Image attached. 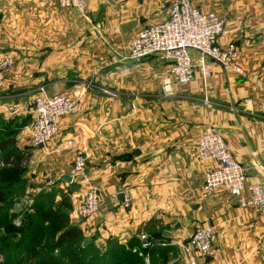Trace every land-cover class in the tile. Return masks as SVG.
<instances>
[{
    "label": "crops",
    "instance_id": "crops-1",
    "mask_svg": "<svg viewBox=\"0 0 264 264\" xmlns=\"http://www.w3.org/2000/svg\"><path fill=\"white\" fill-rule=\"evenodd\" d=\"M86 1L88 20L55 0H0V59L10 54L15 60L0 91L4 107L12 102L27 107L43 87L49 94L72 96L81 108L61 122L62 141L54 152L32 144L31 115L12 117L6 108L0 110L2 131H19L14 138L20 142V167L25 163L32 170L37 163L44 175L54 173L55 184L43 189L57 199L71 189L72 225L96 243L105 245L111 237L127 246L151 226L155 246L164 248L161 244L169 240L181 247L195 228L213 225L216 253L205 264H264V217L237 207L227 193L202 200L206 165L193 149L198 137L214 127L245 170L246 192L253 184L264 190V0H192L225 18L232 33L223 43L236 44L247 77L212 63V75L204 82L199 55L192 51L198 79L177 88L171 98L151 79L153 59L125 63L116 56L139 31L159 22L154 18L168 14L170 0ZM96 25L106 43L94 40ZM71 139L88 159L87 178L107 197L89 221L73 213L85 187L66 180L75 151L63 147ZM0 153L4 168H10V159ZM125 189L132 194L131 209L119 200ZM170 264H187V259Z\"/></svg>",
    "mask_w": 264,
    "mask_h": 264
},
{
    "label": "built area",
    "instance_id": "built-area-1",
    "mask_svg": "<svg viewBox=\"0 0 264 264\" xmlns=\"http://www.w3.org/2000/svg\"><path fill=\"white\" fill-rule=\"evenodd\" d=\"M55 1L61 8L75 9L84 19H89L86 13V0ZM231 33L227 21L218 13L203 11L196 7L192 0H170L167 19L143 28L131 39L126 48L116 53V56L125 63H141L153 59L151 79L158 83L165 98H171L177 88H185L198 79L191 56L192 51L199 55L201 80L204 82L212 75V63L237 76L247 77L236 44L223 43L231 37ZM94 40L106 43L105 34L96 29ZM112 52L115 53L116 50ZM207 59L211 61L208 62ZM14 66L15 60L10 54L0 59V91L4 83V74ZM261 73L264 79V66ZM105 93L111 94L108 90ZM3 100L0 92V110L6 108L12 117L22 113L32 116L30 130L32 144L49 152L57 151V142L62 141L61 122L81 111L80 104L72 96L65 93L49 94L43 87L37 89L34 101L27 104V107L17 102L4 107ZM66 142L63 148L75 151L71 183L85 187L84 195L77 198L75 216L77 220L89 221L100 214L107 197L101 188L93 186L91 180L87 178L88 159L84 153L76 151L75 139ZM193 149L197 160L206 165L200 194L202 200L227 193L237 207L250 210L255 217H264L263 188L253 184L246 192L245 170L237 161L231 145L214 127L208 128L198 137ZM0 165L4 166L5 163L0 160ZM48 179L49 176L43 178L41 184H45L44 180ZM54 184L51 182L45 186L50 188ZM120 195L123 196L124 209H131L132 194L125 189ZM30 203L28 199H22L15 206L28 207ZM138 237L144 248L149 250L153 246L151 236L146 230L142 229ZM187 242L186 246H181L187 254V264H198L199 261L207 263V260L213 259L216 253V227L210 225L195 228ZM139 254L144 258L149 257V254L143 255L142 252Z\"/></svg>",
    "mask_w": 264,
    "mask_h": 264
},
{
    "label": "rangeland",
    "instance_id": "rangeland-1",
    "mask_svg": "<svg viewBox=\"0 0 264 264\" xmlns=\"http://www.w3.org/2000/svg\"><path fill=\"white\" fill-rule=\"evenodd\" d=\"M167 16L168 14L165 13L163 17L154 19L161 22L167 19ZM96 29L102 31L97 25ZM34 99L32 98L27 104L32 103ZM75 101L77 100L75 99ZM18 133L19 131L11 128L9 134L10 154L14 156L11 155L12 157H10V169H4V166L0 165V168L4 169L0 170V264H109L110 261L115 264H170L174 261L183 260L184 256L187 258L184 249L169 240L165 241L166 246L164 248L155 246L154 240L153 246L149 250H139L140 252L143 251V255L149 254L148 258L141 257L138 254L139 251L137 253L133 251L128 257L127 251L129 249L126 246L124 247L125 250L121 247L118 254L113 256L105 253L104 244L96 243L93 237L89 238L87 235H83L84 242L89 240L91 244L87 249H84V242L82 243V249L86 251L83 256L78 255L74 243H67V239L61 241L62 244L66 243L64 249L68 250L70 255L77 254L75 258H62L61 251L56 250L58 249L57 243L72 225V207L69 195L71 189L69 193L62 190L60 198L57 199L54 193L44 192L43 189L48 187L45 186L48 183L56 182L52 175L54 173L44 175L46 172L37 163L32 170L25 166V163L18 171L11 168L13 167L11 162L16 165L17 159L21 156L20 142L14 138ZM31 150L34 149L31 148ZM30 154L32 156L35 153L30 152ZM7 174H10V177L8 180H4ZM48 176L49 179L44 180L45 184H41L43 178ZM5 181H10V188L3 186ZM31 197L33 198L31 199ZM22 199H28L31 202L28 207L24 205L15 206ZM77 206L76 203L74 215H76ZM67 216L68 220L66 219ZM183 243L186 246L188 242L184 241ZM166 249L173 251L169 253Z\"/></svg>",
    "mask_w": 264,
    "mask_h": 264
},
{
    "label": "trees",
    "instance_id": "trees-1",
    "mask_svg": "<svg viewBox=\"0 0 264 264\" xmlns=\"http://www.w3.org/2000/svg\"><path fill=\"white\" fill-rule=\"evenodd\" d=\"M9 134H10V132H8V133L3 132L2 129L0 128V136L1 135H7L9 137L5 141H1V138H0V150L2 151V153H4L6 155V158H8L7 160H9L11 155H13V154H10V136H9ZM17 160L18 161H17L16 165L12 164V162H11V165L13 166L11 168L15 169L16 171L20 170V164L22 161V157L20 156L19 159H17ZM9 162L10 161H7V164H10ZM4 169H2V170H4ZM9 177H10V174H7L4 177V180H8ZM12 183H14V180H12ZM3 186L10 188V181H5ZM71 207H72V204H71ZM66 219L68 220V216L66 217ZM152 232H153V228L150 226V228L148 229V233L151 236V242L153 243V241L155 240L154 239L155 234H153ZM66 239H67V243H74L76 245V250L78 251L79 256H83V254L86 253V251L84 249H87V248L82 249V243L84 242L82 231L77 226L71 225L69 227V229L67 230V232L65 231L64 236L60 239L59 243H57L58 249L56 251H58V252L61 251L62 258L63 257L75 258V255H77L76 253L74 255L73 254L70 255L69 251L64 249L66 246L65 245L66 243L62 244L61 241H64ZM121 247H123V250H125V248H124L125 246L120 244L118 239L111 238V237L105 241V245H104L105 253L106 254H112L113 256L118 254V251H120ZM126 247L129 249V251H127L128 257L133 253L134 249L146 250V248H144L142 246L138 236L134 237V239L130 243H128V245ZM101 264H103V263H101ZM109 264H115V263H112L110 261Z\"/></svg>",
    "mask_w": 264,
    "mask_h": 264
},
{
    "label": "water",
    "instance_id": "water-1",
    "mask_svg": "<svg viewBox=\"0 0 264 264\" xmlns=\"http://www.w3.org/2000/svg\"><path fill=\"white\" fill-rule=\"evenodd\" d=\"M140 155V152L139 151H136L135 153H134V156H139ZM68 182H72V179L69 177L68 179H66ZM119 200L122 202L123 201V196L122 195H120V197H119ZM199 207L198 206H194V209H198ZM90 244H91V241H89V240H86L85 242H84V244H83V248H87L88 246H90ZM210 258L207 260V262H210Z\"/></svg>",
    "mask_w": 264,
    "mask_h": 264
}]
</instances>
